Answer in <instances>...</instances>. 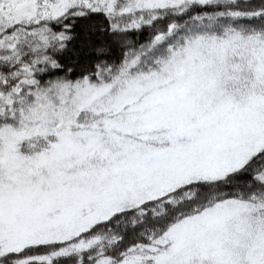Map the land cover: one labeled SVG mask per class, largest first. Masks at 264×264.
Segmentation results:
<instances>
[{"label":"snow or ice","instance_id":"1","mask_svg":"<svg viewBox=\"0 0 264 264\" xmlns=\"http://www.w3.org/2000/svg\"><path fill=\"white\" fill-rule=\"evenodd\" d=\"M0 264H264V0H0Z\"/></svg>","mask_w":264,"mask_h":264}]
</instances>
